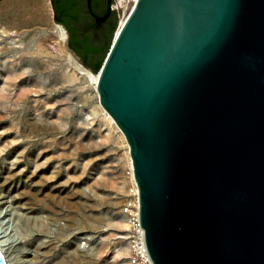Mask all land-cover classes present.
<instances>
[{"label":"water","instance_id":"95a60500","mask_svg":"<svg viewBox=\"0 0 264 264\" xmlns=\"http://www.w3.org/2000/svg\"><path fill=\"white\" fill-rule=\"evenodd\" d=\"M52 1L101 67L155 264H264V0H136L117 35L116 0Z\"/></svg>","mask_w":264,"mask_h":264},{"label":"rangeland","instance_id":"374dc122","mask_svg":"<svg viewBox=\"0 0 264 264\" xmlns=\"http://www.w3.org/2000/svg\"><path fill=\"white\" fill-rule=\"evenodd\" d=\"M126 1L114 2L119 21L133 5L120 6ZM61 28L51 0H0V133L20 129L0 137V209L31 218L37 231L23 246L37 249L36 264H131L122 212L134 181L130 146L94 83L73 66ZM33 135L54 150L37 157L40 147L12 148Z\"/></svg>","mask_w":264,"mask_h":264},{"label":"bare ground","instance_id":"6f19581e","mask_svg":"<svg viewBox=\"0 0 264 264\" xmlns=\"http://www.w3.org/2000/svg\"><path fill=\"white\" fill-rule=\"evenodd\" d=\"M123 1V0H122ZM120 2V1H119ZM125 2V1H124ZM127 2V1H126ZM136 0L133 1V5L129 7V9L126 11L124 17L121 19L119 23V27L116 29V35L119 33L121 27L123 26L125 19L130 11V9L134 6ZM64 34L65 39V32L63 28H61ZM1 56V55H0ZM72 54H70V60L73 64V66L81 73L86 75L89 80L94 83L95 88L97 90V81L99 74H93L87 67L82 65V63L79 62V60ZM2 57V56H1ZM19 76L18 74L15 75ZM20 77V76H19ZM97 93L99 94L98 90ZM20 96V95H19ZM17 98V97H16ZM20 99V98H19ZM101 104V102H100ZM103 110L106 112L107 116L119 127V125L116 123L114 118L110 115V113L104 108V106L101 104ZM9 116V115H8ZM9 118V117H8ZM17 118H25L23 114H17ZM13 119V118H12ZM11 124H13L11 122ZM52 126H48L43 128V132L49 133ZM119 129L122 131V129L119 127ZM19 128H7L3 133H0V137L3 135H8L12 133L13 131H19ZM39 127L37 126V123H31L30 124V131H38ZM123 132V131H122ZM14 134V133H13ZM124 134V132H123ZM33 138L23 139L21 141H15L13 143L12 148H15L19 145H25L27 151L26 152H32L36 147H40L41 151L37 155V157H41L45 154H48L54 150V147L51 145V140H40L36 137V135ZM25 149V150H26ZM39 151V150H38ZM130 153V152H129ZM20 156V155H19ZM26 157L25 151L22 153L21 157H19L13 164L16 166H19L20 164L24 163L25 160H23ZM132 159V158H131ZM28 161V159L26 158ZM52 160L49 159V164L46 166L37 165V170L34 172L33 176H35L39 171L47 170V168L50 166ZM132 168V176L133 180L136 181L135 175H134V168L133 163L131 164ZM7 201H3V198H0V208L2 205H5ZM11 206L8 205L4 207L3 210L0 209V251L2 252L6 263L7 264H16V262L20 264H36L35 262L38 260V253L37 249L28 250L23 245L30 242L32 237L35 235V232L37 231L34 229V227L30 226V217H25L21 214L12 212L13 210L10 208ZM18 214V216H17ZM27 219L29 221L28 226H24L22 219ZM127 222V221H126ZM46 226V225H45ZM128 226V222H127ZM44 231V229H41Z\"/></svg>","mask_w":264,"mask_h":264},{"label":"built area","instance_id":"2783aa9c","mask_svg":"<svg viewBox=\"0 0 264 264\" xmlns=\"http://www.w3.org/2000/svg\"><path fill=\"white\" fill-rule=\"evenodd\" d=\"M129 1L126 4L121 2L120 6L128 5ZM115 6L116 8L119 7L118 4ZM140 206L139 186L136 181H133L130 186L129 195L122 205V212L128 222L126 238L130 249L129 261L131 264H155L147 245L146 232L141 220Z\"/></svg>","mask_w":264,"mask_h":264},{"label":"trees","instance_id":"16d2710c","mask_svg":"<svg viewBox=\"0 0 264 264\" xmlns=\"http://www.w3.org/2000/svg\"><path fill=\"white\" fill-rule=\"evenodd\" d=\"M62 23V22H61ZM63 24V23H62ZM66 27V26H65ZM67 28V27H66ZM117 28V27H116ZM68 30V29H67ZM69 31V30H68ZM69 38H70V32H69ZM110 48V47H109ZM105 59V58H104ZM85 64V63H84ZM103 64V63H102ZM87 65V64H86ZM88 66V65H87ZM102 66V65H101ZM88 67H90V66H88ZM91 68V67H90ZM101 68V67H100ZM100 68H99V70H100ZM92 69V68H91ZM93 70V69H92ZM98 70V71H99ZM94 71V70H93ZM98 71L95 73V74H98Z\"/></svg>","mask_w":264,"mask_h":264},{"label":"flooded vegetation","instance_id":"af4514ba","mask_svg":"<svg viewBox=\"0 0 264 264\" xmlns=\"http://www.w3.org/2000/svg\"><path fill=\"white\" fill-rule=\"evenodd\" d=\"M52 1V0H51ZM52 5H53V1H52ZM54 7V6H53ZM111 8H116L114 2H111ZM54 12H55V9H54Z\"/></svg>","mask_w":264,"mask_h":264}]
</instances>
